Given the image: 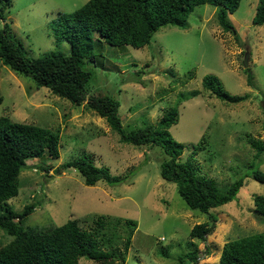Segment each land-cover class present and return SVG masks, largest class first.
Here are the masks:
<instances>
[{
    "label": "rangeland",
    "instance_id": "obj_1",
    "mask_svg": "<svg viewBox=\"0 0 264 264\" xmlns=\"http://www.w3.org/2000/svg\"><path fill=\"white\" fill-rule=\"evenodd\" d=\"M85 1L11 0L5 20L28 55L52 50L69 53V42L57 41L50 23L58 11L70 12ZM257 3L240 0L236 10L228 12L234 30L219 24L217 6L197 4L187 26L162 25L140 47L116 46L101 39L102 48L96 46L94 52L102 55L85 63L92 71L89 92L117 98L123 125H155L166 109L176 106L178 119L169 131L184 144L180 158H191L201 174L220 186L243 177L235 198L211 209L214 221L189 207L176 184L161 177L160 147L120 140L105 117L85 101L74 104L0 61V115L60 134L59 156L52 158L45 152L28 157L18 175V193L7 199L16 211L26 203H38L24 225L51 226L76 218L80 226L90 228L98 215L113 223L116 218L121 222L124 217L136 219L125 260L117 264H181L178 256L194 247L197 262L184 257L185 264H217L226 240L264 232V215L253 205V195L264 192V183L250 176L251 169L264 170V151L260 157L249 142V137L264 141V23L252 22ZM244 67L250 69L253 84L246 82ZM207 73L216 74L230 93L248 97L229 102L215 96L202 86ZM192 89L198 94L181 96ZM199 140L203 147L193 153V144ZM84 153L113 174L128 173V179L86 184L76 168L64 165ZM201 221H207L211 229L204 238H190L189 229ZM112 230L126 232L119 224H112L108 232ZM12 238L0 227V245ZM121 242L118 239L120 248ZM78 264L96 262L81 256Z\"/></svg>",
    "mask_w": 264,
    "mask_h": 264
},
{
    "label": "trees",
    "instance_id": "obj_2",
    "mask_svg": "<svg viewBox=\"0 0 264 264\" xmlns=\"http://www.w3.org/2000/svg\"><path fill=\"white\" fill-rule=\"evenodd\" d=\"M201 3L217 6L219 24L224 30H234L227 14L236 10L240 0H86L70 12L58 11L50 23L55 39L69 42V53L52 50L30 56L5 20V10L11 0H0V61L12 70L31 77L37 86H46L74 104L85 101L87 107L105 117L110 128L119 134L120 140L136 146L160 147L163 153L161 177L176 184L179 195L189 207L207 213L214 221L216 216L211 209L235 198L243 184V177L220 186L214 178L201 174L191 158H180L184 144L169 131L170 125L178 119L176 106L166 109L155 125L144 123L132 128L123 125L117 98L89 92L87 84L92 71L85 67L86 62L95 61L96 56L102 55L94 52L96 46L99 50L102 48V40L116 46H143L150 42L154 32L162 25L187 26L189 13ZM252 22L264 23V0H258ZM244 71L246 82L253 84L250 69L244 67ZM202 86L229 102L248 97L247 93H230L213 73L203 76ZM198 92L192 89L181 96L188 98ZM59 141L58 130L0 115V227L13 235L10 241L0 245V264H78L81 256L94 260L96 264L124 261L137 227L136 219L124 217V222H121L116 218L113 223L98 215L90 228L80 226L76 218L51 226L24 225L27 215L38 203H26L20 211L7 203L8 198L18 193V175L26 159L42 156L45 152L57 158ZM249 142L261 157L264 141L249 137ZM202 147V140H199L193 144V153ZM89 154L70 159L64 165L76 168L84 182L90 185L100 179L110 184L128 179V173L113 174L109 167L96 165ZM250 176L264 183V170L258 167L251 169ZM253 205L258 214L264 215V192L253 195ZM112 224H119L126 232H108ZM211 227L207 221L195 223L189 229V236L204 238ZM118 239H122L121 248ZM197 253L198 249L194 247L178 257L181 264H185L184 257L197 262ZM217 264H264V232L226 240Z\"/></svg>",
    "mask_w": 264,
    "mask_h": 264
}]
</instances>
